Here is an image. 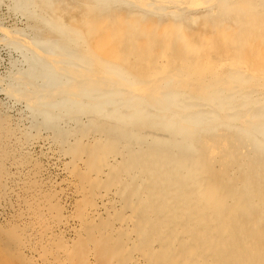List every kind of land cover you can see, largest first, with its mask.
I'll list each match as a JSON object with an SVG mask.
<instances>
[{"label":"bare ground","instance_id":"6f19581e","mask_svg":"<svg viewBox=\"0 0 264 264\" xmlns=\"http://www.w3.org/2000/svg\"><path fill=\"white\" fill-rule=\"evenodd\" d=\"M8 2L0 93L65 177L74 264H264V0Z\"/></svg>","mask_w":264,"mask_h":264},{"label":"rangeland","instance_id":"374dc122","mask_svg":"<svg viewBox=\"0 0 264 264\" xmlns=\"http://www.w3.org/2000/svg\"><path fill=\"white\" fill-rule=\"evenodd\" d=\"M8 1L10 0H0V25L6 28L8 27L12 28L15 26L22 27V25H24V23L22 24V21L24 22V20L18 14L13 15V12H11L10 10H6V9H9L10 2ZM15 57L17 56L14 52H8L6 48H3L2 46H0V80L6 76V73H7L9 64H10L9 61H12V59ZM17 106L18 105L13 104L11 100L9 99L7 100L3 93H0V120H1L0 121V131H1L0 132V161H1L0 162V189L4 187L11 189V190L14 188H17L16 192H18V193L15 192L14 194L6 192L7 194L6 196H4V193L2 191L3 189L0 190V192L2 191V193H0V264H40L41 262H42L41 264H70L71 263L69 261L70 259H68L69 254H73L71 259H73L72 263L74 264V262H76V257L74 255H76L77 252L71 248L80 246L81 241L78 239H75V241L72 243H66L65 235L62 231V229L64 228V226H62L63 222L67 220L66 218L68 216H72L75 210V208L69 210V204L66 202V199L64 198V194L67 189L65 187L66 184L64 183L65 177L64 175L60 173L61 169H59L58 170L59 172H58L57 170L53 168L54 166H50L49 156L51 155V152L42 150L39 145L41 144L40 143L41 141L42 142L45 141V139L40 140L39 138L42 135L44 136L43 129L37 128L36 130L34 126L32 127L28 122L25 121L28 119H22V122H21V120L19 119V115L17 114V108H18ZM39 132L41 136L37 134ZM53 133L54 134L52 135H48L49 140L48 139L46 140L50 141L52 138L53 140H55L57 144H60V145L63 144L62 142H64V139L60 138L59 133H56V134L55 132ZM22 134L24 135V137H21L23 136ZM36 134L38 135L37 137H36ZM11 136H13V138ZM23 141L25 143L28 142L29 148L30 146H32L30 150L28 148L29 150L28 152L25 150H22L23 145H25ZM36 141L38 142V145L34 144ZM72 143L74 144V142ZM14 146H15V149H14ZM195 146L197 147V145ZM55 147L56 146H54L53 148ZM15 150L17 152H15ZM56 150H59V148ZM13 153H17V154H13ZM55 153L56 155L60 156L59 152H55ZM199 153L201 154L200 150H199ZM21 156L23 157L21 158ZM11 157L17 158V160L21 162L22 164L24 163L23 165H26L24 167L26 171L17 173L15 170H13V168H11V166L9 165L10 162L8 164V161H10L9 158ZM56 160L54 162V165L62 164L61 160H58V159ZM59 166H61L60 168H62V165H59ZM32 172H35V173H32ZM52 174L53 175L55 174V175L53 176ZM13 176L15 177V180H13ZM21 176H24V177H21ZM18 178H20V180L23 182L19 181ZM3 182L5 184H3ZM19 184L21 185L19 186ZM23 184H26V185L23 186ZM58 184L59 185L61 184L62 186L60 185V187H58L59 186ZM53 186L54 188L55 187L56 188L54 189ZM24 188L25 190H23ZM2 194H3V197L1 196ZM10 194L12 195V197ZM37 196H38V199H35L37 198ZM25 201L27 202L25 203ZM80 201L81 200H78L77 202H80ZM21 204L23 207L21 206ZM33 209H39L40 212L42 211L41 215L45 213L44 216L40 217L41 220L37 221L38 223L40 222L39 223L40 226L37 227L38 231L36 232V234L38 235L37 236L38 239L35 241V243H32V241L30 240L31 234H33V232L31 231V229L28 230L27 228L28 223L27 222L25 223L23 219L25 212L27 210L28 211L31 210V213H32ZM49 227H50V231H49ZM43 236L46 237L47 242L46 241H44V243L41 242L42 241L41 239H43ZM49 240L51 241V243H49L48 245L50 248L53 249L52 252H49L48 246L46 247V243H48ZM63 253L66 255V258L62 256ZM33 254H37V257L34 256ZM39 257L40 259H42V261H38L40 260ZM67 259L69 262L66 261Z\"/></svg>","mask_w":264,"mask_h":264}]
</instances>
